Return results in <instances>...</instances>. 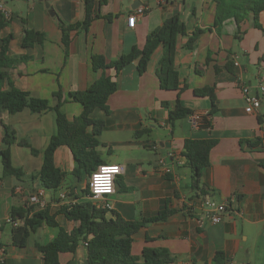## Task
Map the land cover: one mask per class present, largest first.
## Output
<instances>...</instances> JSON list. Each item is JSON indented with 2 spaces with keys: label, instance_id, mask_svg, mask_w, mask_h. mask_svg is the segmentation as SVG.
<instances>
[{
  "label": "crops",
  "instance_id": "1",
  "mask_svg": "<svg viewBox=\"0 0 264 264\" xmlns=\"http://www.w3.org/2000/svg\"><path fill=\"white\" fill-rule=\"evenodd\" d=\"M138 2L146 10L130 27L128 17ZM1 6L8 22L0 29V48L2 38L12 34L9 54L22 59L9 69L3 88L29 91L52 107L60 92L61 110L70 120L82 113L83 105L69 99V93L84 90L101 75L92 66L94 55L111 61L134 45L142 48L150 31L165 19L179 16L187 28V35L178 38L175 57L181 90L160 87L157 69L162 45L151 55L144 73L139 72L137 61L123 68L116 76L118 89L108 99L110 113L98 108L91 115L106 121L97 147L101 157L123 167L116 191L99 200L81 196L74 201L107 203V208L127 220L166 207L176 209L167 219L148 223L134 235L132 252L137 256H142L145 247L167 248L174 264H216L221 251L223 264H264V92L260 93L261 107L252 113L245 109L243 92V86H248L255 93L264 79V10L259 15L260 27L252 13L240 24L231 18L217 27L215 0H106L103 4L95 0L89 26L66 31L65 43L62 25L84 20L85 0H0ZM22 18L27 27L44 33L41 43L22 45ZM196 28L203 32L190 48L186 42ZM107 73L114 75L113 70ZM208 87L216 96L214 113H210V96L196 94ZM178 101L193 114L171 123L169 111ZM7 126L17 135L10 146L12 163L24 175L3 174L0 154V264H44L37 243L54 239L60 227L71 231L79 225L58 210L70 201V191L80 196L88 178L73 176V154L68 146H59L55 163L68 174L61 188L45 189L46 207L56 215L59 226L43 223L25 245L15 244L21 238H16L15 229L23 225L26 210L32 206L28 197L43 188L35 175L43 165V150L57 133L56 112L0 110V151L6 147L2 140ZM187 138L218 140L201 177L205 195L190 188L192 171L182 154ZM19 141L40 153L34 154ZM105 151L108 157H103ZM63 193L66 198L61 197ZM206 200L226 205L220 222L211 221L214 210L206 206ZM87 257L86 242H80L74 252L60 253L61 264H87Z\"/></svg>",
  "mask_w": 264,
  "mask_h": 264
},
{
  "label": "trees",
  "instance_id": "2",
  "mask_svg": "<svg viewBox=\"0 0 264 264\" xmlns=\"http://www.w3.org/2000/svg\"><path fill=\"white\" fill-rule=\"evenodd\" d=\"M85 1L86 16L84 20L67 26L62 25L65 43H67L66 31L77 27L86 28L93 18L92 10L95 0ZM105 1L98 0V3L103 4ZM215 2V26L218 27L231 18L240 24L247 15L252 13L255 25L260 27L259 15L264 10V0H215ZM20 21L24 27L23 46L41 43L45 39L43 32L27 27L25 19L22 18ZM7 22V16L0 10V29ZM202 32L203 29L196 28L189 36L186 45L191 48ZM181 35H187L186 25L179 16H173L165 19L160 26L148 33L142 48L134 45L129 52L123 53L111 61H107L103 55H94L92 66L96 71H100L101 75L84 90L69 93V99L83 105L82 113L72 120L61 110L63 100L60 92L56 95L58 103L52 107L48 100L33 96L29 91L15 87L11 90L3 88L9 75V69L22 59L12 57L9 54V45L13 35L2 38L0 48V110L16 113L24 108H29L33 112H41L46 109H54L56 112L57 133L52 136L48 146L43 150V165L35 175L43 188L51 190L61 188L68 174L55 163V151L59 146L66 145L71 150L75 162L72 174L78 180L88 178L100 164L106 163L97 149L101 144L99 136L105 128L106 121L93 118L91 115L98 108L104 110L106 114L110 113L108 99L118 89L116 76L127 65L137 61L139 72L144 73L147 70L151 55L159 45H162L163 55L157 69L160 87L165 90H179L181 88L179 72L175 65L177 41ZM108 70H113L114 75L108 74ZM196 94L210 96L212 100L210 113H214L217 106L213 88L196 90ZM164 105L168 106V103L164 102ZM191 114L193 111L178 101L176 108L169 111V121L173 123ZM90 130L91 133H89ZM16 141V132L7 126L2 140L6 147L0 151L3 174L22 178L24 171L14 166L11 160L10 146ZM19 143L31 147L34 154L40 153L28 142L19 141ZM217 143L218 140L215 138H187L184 142L182 154L186 157V165L192 171L190 188L200 190V194L203 195L207 193V190L201 186L202 173L204 168L209 165L211 150ZM120 186L126 188L122 183ZM81 196H91L90 189L88 187L83 188L80 196L74 195L73 191H70L68 195L70 201L62 203L58 210V213L64 214L69 220L78 221L79 225L71 231H66L60 227L58 235L54 239L47 243H37V247L43 253L44 264H61L60 253L74 252L80 242H86L88 249L87 264H172L175 261L167 248L145 247L142 256H137L132 252V245L134 235L140 228L148 223L167 219L176 212V209L166 207L140 219L127 220L112 209L97 206L92 200L74 201L75 198ZM14 214L16 213L13 211V219H15ZM43 223L55 227L59 226L56 215L51 214L48 207L30 206L26 210L23 225L15 229L16 238L21 237L15 244L25 245L31 232ZM224 260V253L219 251L215 257L216 264H223Z\"/></svg>",
  "mask_w": 264,
  "mask_h": 264
},
{
  "label": "built area",
  "instance_id": "3",
  "mask_svg": "<svg viewBox=\"0 0 264 264\" xmlns=\"http://www.w3.org/2000/svg\"><path fill=\"white\" fill-rule=\"evenodd\" d=\"M26 1H32V0H26ZM162 1V0H160ZM2 9V6L0 7ZM146 6L141 5L138 6L128 17V24L130 27L135 26V22L137 20V17L140 15H143L145 13ZM6 15V14H5ZM243 92L245 93L246 99H247V106L245 107L247 112H255L258 111V109L261 107L262 104V98L260 96L261 92H264V79H261L257 84V91L255 93H251L248 86H243ZM199 117V116H197ZM117 167L119 170L117 173L112 174V180H111V191L100 193L99 195L93 191L92 187V176L94 173L99 172L100 167ZM164 171L169 172L170 170L168 168H163ZM123 171V167L120 164L117 163H103L100 164L96 170H94L87 180V187L90 189L91 196H89L92 199L99 200L104 198L107 195L113 194L116 191V179L119 174H121ZM62 198H66V194L63 193L61 195ZM28 202L31 205H36L37 208H45L46 207V191L45 188H38L34 193H32L28 197ZM206 206L212 208L214 212L210 215L212 222H220L222 220V216L226 210L225 204H215L211 203L210 201H205ZM102 207H109V204L103 203L101 204ZM12 220V219H11ZM174 264V263H172Z\"/></svg>",
  "mask_w": 264,
  "mask_h": 264
},
{
  "label": "clouds",
  "instance_id": "4",
  "mask_svg": "<svg viewBox=\"0 0 264 264\" xmlns=\"http://www.w3.org/2000/svg\"><path fill=\"white\" fill-rule=\"evenodd\" d=\"M118 168L113 167H100L99 172L94 173L92 176L93 191L98 195L103 192L111 191L112 174L118 172Z\"/></svg>",
  "mask_w": 264,
  "mask_h": 264
},
{
  "label": "water",
  "instance_id": "5",
  "mask_svg": "<svg viewBox=\"0 0 264 264\" xmlns=\"http://www.w3.org/2000/svg\"><path fill=\"white\" fill-rule=\"evenodd\" d=\"M141 2H138L137 4L133 5L132 8L135 9ZM47 7L49 8V11L51 14H54L55 12L53 11V8L50 6L49 3L46 4Z\"/></svg>",
  "mask_w": 264,
  "mask_h": 264
},
{
  "label": "rangeland",
  "instance_id": "6",
  "mask_svg": "<svg viewBox=\"0 0 264 264\" xmlns=\"http://www.w3.org/2000/svg\"><path fill=\"white\" fill-rule=\"evenodd\" d=\"M109 156V153L107 152V151H105L104 153H103V157H108ZM74 176V175H73ZM75 177V176H74ZM91 200V199H90Z\"/></svg>",
  "mask_w": 264,
  "mask_h": 264
}]
</instances>
